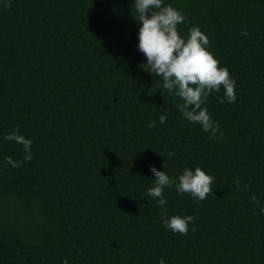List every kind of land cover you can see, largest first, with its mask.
Masks as SVG:
<instances>
[{
  "label": "trees",
  "instance_id": "obj_1",
  "mask_svg": "<svg viewBox=\"0 0 264 264\" xmlns=\"http://www.w3.org/2000/svg\"><path fill=\"white\" fill-rule=\"evenodd\" d=\"M164 2L235 79L234 102L204 101L214 138L143 68L133 0H0V264H264V0ZM149 165L213 176L199 203L164 189L186 234L161 224Z\"/></svg>",
  "mask_w": 264,
  "mask_h": 264
},
{
  "label": "clouds",
  "instance_id": "obj_2",
  "mask_svg": "<svg viewBox=\"0 0 264 264\" xmlns=\"http://www.w3.org/2000/svg\"><path fill=\"white\" fill-rule=\"evenodd\" d=\"M132 5L136 13L134 18L139 21L136 47L146 57L143 68L159 77L162 87L180 99L175 107L184 119L198 123L202 130L209 133V138H214L213 134L218 131L219 125L212 119L204 101L221 88V103L235 101L236 82L227 66L219 64L208 47L207 35L199 25L189 26L186 35L180 33L177 25L186 23L185 16L172 4L164 0H133ZM242 31L247 35L246 31ZM160 113L159 121L164 123L169 114L167 107ZM154 125L155 121H151L148 126ZM4 139L13 140L22 146L23 160L31 159L32 140L20 133L18 126L5 133ZM174 155L169 151L168 156ZM5 160L13 167L21 163L10 156H6ZM149 171L154 174V178L150 179L151 185L146 188L145 194L160 207L161 224L173 233L186 234L190 224L194 228V217L188 213L169 215L164 189L174 186L177 194L188 193L199 203L207 193L212 192L213 176L199 165L184 167L175 176L164 171L163 165L160 169L149 165ZM236 183L239 185V181ZM251 199L255 202L256 197ZM260 212L264 214V205H261ZM61 264H68L67 258ZM157 264H166V261L160 257Z\"/></svg>",
  "mask_w": 264,
  "mask_h": 264
}]
</instances>
